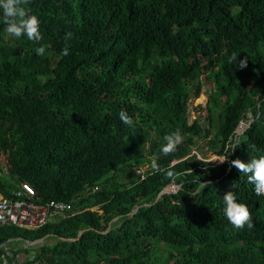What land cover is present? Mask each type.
<instances>
[{
	"label": "trees",
	"instance_id": "1",
	"mask_svg": "<svg viewBox=\"0 0 264 264\" xmlns=\"http://www.w3.org/2000/svg\"><path fill=\"white\" fill-rule=\"evenodd\" d=\"M23 6L37 16L42 40L8 35L0 10V170H9L0 194L26 182L38 203L72 209L35 230L1 226L0 246L46 238L30 246L44 264H264V196L229 167L264 156V0ZM233 52L248 57L247 68L229 63ZM200 93L207 123L190 119L188 101ZM250 118L232 152L239 123ZM177 130L181 143L163 155L164 136ZM206 145L228 162L209 164ZM172 182L178 191L159 198ZM228 191L248 207L252 227L229 223Z\"/></svg>",
	"mask_w": 264,
	"mask_h": 264
},
{
	"label": "clouds",
	"instance_id": "2",
	"mask_svg": "<svg viewBox=\"0 0 264 264\" xmlns=\"http://www.w3.org/2000/svg\"><path fill=\"white\" fill-rule=\"evenodd\" d=\"M29 0H0V10H2L5 32L15 38H20L26 36L29 41L39 43L42 40V34L40 32V22L36 15L30 14L31 10L24 7L27 5ZM72 33H66L65 39L69 40L72 38ZM36 53L40 56H43L45 53L44 47H37L35 49ZM62 55H69L68 47L62 49ZM235 63L236 68L245 69L248 66V57L243 59H238V56L235 52L229 57V63ZM120 121L127 127L132 128L134 126V121L131 116L124 110H121L119 113ZM164 141L166 142L161 147V153L165 156L173 154L177 150V146L181 143L182 137L180 132L173 131L170 134L164 136ZM236 149L233 145L232 152ZM218 162L224 164L228 162V158L218 157L210 161ZM152 167L157 172H164L169 179H174L175 173L168 169H161L153 161ZM229 167H234L247 176L249 183L254 185V193L256 196H264V156L259 158L250 159L247 162L242 161L241 159H233L230 161ZM205 187L208 184H203ZM223 213L230 224H232L236 229H243L245 225L252 227V216L248 207L239 203L236 198V193L234 191L226 192L223 197Z\"/></svg>",
	"mask_w": 264,
	"mask_h": 264
},
{
	"label": "built area",
	"instance_id": "3",
	"mask_svg": "<svg viewBox=\"0 0 264 264\" xmlns=\"http://www.w3.org/2000/svg\"><path fill=\"white\" fill-rule=\"evenodd\" d=\"M8 168L2 167L0 177L8 175ZM142 174L141 170L138 171ZM142 177L144 178L145 176ZM39 197L34 188L26 182L21 188L11 192L9 197L0 194V227L14 226L19 229L35 230L44 227L60 214L72 209L71 204L57 201L38 203ZM2 247V246H0ZM7 264V262H3ZM27 264H44L39 260H30Z\"/></svg>",
	"mask_w": 264,
	"mask_h": 264
},
{
	"label": "rangeland",
	"instance_id": "4",
	"mask_svg": "<svg viewBox=\"0 0 264 264\" xmlns=\"http://www.w3.org/2000/svg\"><path fill=\"white\" fill-rule=\"evenodd\" d=\"M204 77V76H203ZM204 90H205V87H204ZM196 91V90H195ZM194 91V94L196 93ZM189 105H190V114H191V120L194 119L195 117L201 119V122L203 123H207V119L210 117V113L208 112L206 106H207V96L206 94L204 93H200V95H196V96H191V98L189 99ZM208 127L211 129V132H212V135L214 134V132L216 131V127H210L208 125ZM195 142L201 144L203 142L202 139H198V138H195ZM206 151H207V154H206V159L209 160V161H212L214 160L215 158H218V157H224V156H220L219 154H217L216 152H214L213 149H211L209 147V145H206ZM194 152L197 153L198 155H200L199 153V147H195L194 149ZM3 154H0V165L3 163ZM215 164H219L218 162H214ZM143 176H146L145 174L147 173V171L151 168L150 164L148 162H145L143 164H141L139 166ZM171 188H172V191L173 192H177L178 189H179V186L177 183L175 182H172L170 185H169ZM97 208H95L94 210H96Z\"/></svg>",
	"mask_w": 264,
	"mask_h": 264
},
{
	"label": "crops",
	"instance_id": "5",
	"mask_svg": "<svg viewBox=\"0 0 264 264\" xmlns=\"http://www.w3.org/2000/svg\"><path fill=\"white\" fill-rule=\"evenodd\" d=\"M46 241V238L37 244L27 243L21 238L10 241V243L0 247V264H27L30 260L35 259L36 252L30 249V246L40 245Z\"/></svg>",
	"mask_w": 264,
	"mask_h": 264
},
{
	"label": "water",
	"instance_id": "6",
	"mask_svg": "<svg viewBox=\"0 0 264 264\" xmlns=\"http://www.w3.org/2000/svg\"><path fill=\"white\" fill-rule=\"evenodd\" d=\"M253 121V118H250V119H247V120H242L237 129H236V135H235V142H234V145L236 144V139L238 138V135L241 134L243 131H245L249 125L252 123ZM180 187V186H179ZM170 194V193H175L172 191V188L170 186H167L166 188H164V190L160 193L159 195V198L163 195V194ZM139 208V207H138ZM138 208H136L135 211L138 210ZM115 220H118V218H115ZM114 220V221H115ZM45 238L43 239H40V240H37V241H34V242H30V241H26L27 243H32V244H37V243H40L44 240Z\"/></svg>",
	"mask_w": 264,
	"mask_h": 264
}]
</instances>
